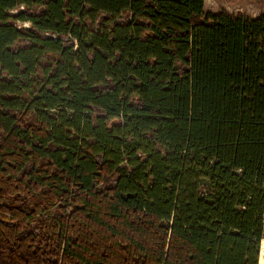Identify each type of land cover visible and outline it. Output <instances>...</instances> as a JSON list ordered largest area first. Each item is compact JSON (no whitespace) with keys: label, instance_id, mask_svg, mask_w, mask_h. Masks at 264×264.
I'll return each instance as SVG.
<instances>
[{"label":"trees","instance_id":"16d2710c","mask_svg":"<svg viewBox=\"0 0 264 264\" xmlns=\"http://www.w3.org/2000/svg\"><path fill=\"white\" fill-rule=\"evenodd\" d=\"M0 264H264V13L0 0Z\"/></svg>","mask_w":264,"mask_h":264},{"label":"rangeland","instance_id":"374dc122","mask_svg":"<svg viewBox=\"0 0 264 264\" xmlns=\"http://www.w3.org/2000/svg\"><path fill=\"white\" fill-rule=\"evenodd\" d=\"M204 12L254 19L264 13V0H204ZM21 27L26 28L28 24Z\"/></svg>","mask_w":264,"mask_h":264}]
</instances>
